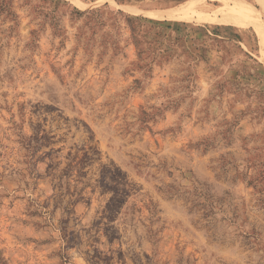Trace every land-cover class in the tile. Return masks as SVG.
I'll return each instance as SVG.
<instances>
[{
    "label": "rangeland",
    "instance_id": "374dc122",
    "mask_svg": "<svg viewBox=\"0 0 264 264\" xmlns=\"http://www.w3.org/2000/svg\"><path fill=\"white\" fill-rule=\"evenodd\" d=\"M198 1L0 0V264H264V18Z\"/></svg>",
    "mask_w": 264,
    "mask_h": 264
},
{
    "label": "bare ground",
    "instance_id": "6f19581e",
    "mask_svg": "<svg viewBox=\"0 0 264 264\" xmlns=\"http://www.w3.org/2000/svg\"><path fill=\"white\" fill-rule=\"evenodd\" d=\"M216 2L218 6L206 4L204 0L196 3H187L177 9H173L171 13L179 17H195L205 16L218 22L226 24H236L240 22L252 24L256 27L254 19L256 17L264 18V0H249L253 5L257 6V15L247 4L241 0H210ZM208 3V2H207ZM263 45L264 33L259 32ZM264 48V46H263Z\"/></svg>",
    "mask_w": 264,
    "mask_h": 264
}]
</instances>
